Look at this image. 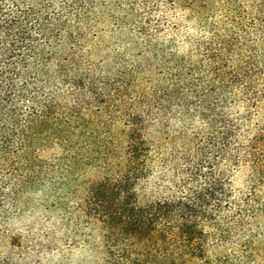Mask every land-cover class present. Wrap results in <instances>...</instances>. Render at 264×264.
Masks as SVG:
<instances>
[{"label": "trees", "instance_id": "1", "mask_svg": "<svg viewBox=\"0 0 264 264\" xmlns=\"http://www.w3.org/2000/svg\"><path fill=\"white\" fill-rule=\"evenodd\" d=\"M32 205L107 264H264V0H0V236Z\"/></svg>", "mask_w": 264, "mask_h": 264}, {"label": "rangeland", "instance_id": "2", "mask_svg": "<svg viewBox=\"0 0 264 264\" xmlns=\"http://www.w3.org/2000/svg\"><path fill=\"white\" fill-rule=\"evenodd\" d=\"M97 39L102 46L112 42L108 32L101 33ZM261 223L263 235L256 244L264 248V220ZM2 230L0 251L4 254L12 253L8 244L11 236L21 235L29 245L32 241L43 244L49 240L51 243V250L45 253L30 249L21 256H13L15 264H107L98 230L85 228L75 234L73 228L62 224L57 213L45 211L41 206L32 205L22 214L13 215Z\"/></svg>", "mask_w": 264, "mask_h": 264}]
</instances>
